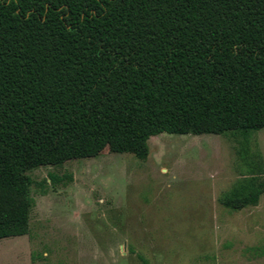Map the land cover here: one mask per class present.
Instances as JSON below:
<instances>
[{"label":"trees","instance_id":"1","mask_svg":"<svg viewBox=\"0 0 264 264\" xmlns=\"http://www.w3.org/2000/svg\"><path fill=\"white\" fill-rule=\"evenodd\" d=\"M263 128L264 0H0V239L30 230L31 169ZM263 194L253 174L220 201Z\"/></svg>","mask_w":264,"mask_h":264},{"label":"rangeland","instance_id":"2","mask_svg":"<svg viewBox=\"0 0 264 264\" xmlns=\"http://www.w3.org/2000/svg\"><path fill=\"white\" fill-rule=\"evenodd\" d=\"M149 148L29 170L30 230L0 239V264H264V194L241 210L220 201L264 176V128L163 132Z\"/></svg>","mask_w":264,"mask_h":264}]
</instances>
